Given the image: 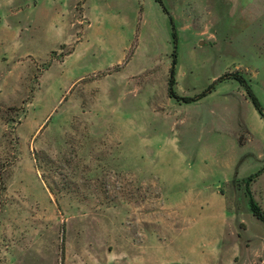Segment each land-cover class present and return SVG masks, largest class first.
<instances>
[{
	"label": "rangeland",
	"instance_id": "rangeland-1",
	"mask_svg": "<svg viewBox=\"0 0 264 264\" xmlns=\"http://www.w3.org/2000/svg\"><path fill=\"white\" fill-rule=\"evenodd\" d=\"M163 2L178 94L264 106V0ZM170 33L155 0H0V264H264V120L229 78L170 98Z\"/></svg>",
	"mask_w": 264,
	"mask_h": 264
},
{
	"label": "trees",
	"instance_id": "trees-1",
	"mask_svg": "<svg viewBox=\"0 0 264 264\" xmlns=\"http://www.w3.org/2000/svg\"><path fill=\"white\" fill-rule=\"evenodd\" d=\"M162 8L163 12L168 16L170 27H171V39L173 43V52H172V59H171V65L169 68L168 73V80H167V93L170 98H173L177 100L178 102H184V103H191L195 102L197 100H200L201 98L205 97L209 93L215 90L216 84L218 82H221L226 79H233L240 83V85L244 88L245 97L251 101L254 108L258 112V114L264 119V106L255 93L254 89L250 85L247 78L242 74L237 73H227L223 76L215 79L211 84H209L202 92L193 95V96H182L179 95L178 92L175 89V86L177 84V78H176V68L178 63V43H179V36L177 32V27L175 25V21L173 19V16L171 15L170 11L164 4L163 0H155ZM262 173H264V165L261 166L257 171L251 173L248 177H246L243 182L245 186V194L248 197L249 207L251 210V213L254 217H256L258 220H260L264 224V211L260 207V205L256 202L255 198L253 197L252 191L250 189V184L255 181Z\"/></svg>",
	"mask_w": 264,
	"mask_h": 264
},
{
	"label": "crops",
	"instance_id": "crops-1",
	"mask_svg": "<svg viewBox=\"0 0 264 264\" xmlns=\"http://www.w3.org/2000/svg\"><path fill=\"white\" fill-rule=\"evenodd\" d=\"M200 44H203V42H200ZM178 65V64H177ZM176 78H177V68H176ZM232 81H236V80H233L231 79ZM239 85L240 83L238 81H236ZM177 85V84H176ZM240 87L243 89V95L245 96V92H244V88L240 85ZM216 89V88H215ZM213 92V91H212ZM210 94V93H209ZM207 96V95H206ZM246 98V97H245ZM202 99V98H201ZM247 99V98H246ZM249 100V99H247ZM198 101V100H197ZM250 101V100H249ZM196 102V101H195ZM251 102V101H250ZM253 105V104H252ZM254 107V106H253ZM256 110V109H255ZM260 116V115H259ZM262 118V117H261ZM263 119V118H262ZM264 120V119H263ZM244 145V144H243Z\"/></svg>",
	"mask_w": 264,
	"mask_h": 264
}]
</instances>
